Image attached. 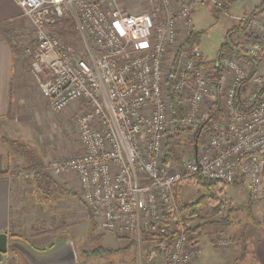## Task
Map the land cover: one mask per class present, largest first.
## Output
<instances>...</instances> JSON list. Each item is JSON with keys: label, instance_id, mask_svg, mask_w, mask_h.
I'll return each instance as SVG.
<instances>
[{"label": "built area", "instance_id": "1", "mask_svg": "<svg viewBox=\"0 0 264 264\" xmlns=\"http://www.w3.org/2000/svg\"><path fill=\"white\" fill-rule=\"evenodd\" d=\"M15 1L35 29L33 46L25 48L30 71L54 112L74 105L83 148L43 169L74 175L101 228L139 244L137 264L195 262L202 245L180 217L179 182L195 175L245 181L252 199L264 197V12L239 17L259 40L238 44L248 66L237 52L208 61L195 47L181 57L173 85L189 97L177 121L164 89L166 55L193 30L197 4L224 8L228 0H144V12L124 10L120 0ZM58 19L73 20L77 39L57 32ZM219 70L231 82L220 97L222 117L208 121L214 100L204 106L211 78L222 82ZM238 90L250 111L236 110ZM176 126L187 131L191 148H182V162L166 165V139ZM216 243L226 248L231 241L218 237Z\"/></svg>", "mask_w": 264, "mask_h": 264}, {"label": "rangeland", "instance_id": "2", "mask_svg": "<svg viewBox=\"0 0 264 264\" xmlns=\"http://www.w3.org/2000/svg\"><path fill=\"white\" fill-rule=\"evenodd\" d=\"M263 3L264 0H228L227 8H217L210 2L197 4L191 11L192 29L199 37L196 46L202 51L205 58L208 61L217 59L222 46L230 39L234 44L242 43L244 34L236 31V28L240 25L239 17L251 16L254 13L253 11L262 6ZM124 10L144 12L148 9L144 5L140 10H129L126 7ZM15 22L19 23H16L18 29L13 44L19 55L24 59H28L25 48L33 46L35 29L30 19L24 16L21 10ZM74 36L71 38L70 36L65 37V39L73 41L74 38L77 39L75 34ZM183 39V37L178 38L176 44L166 55L164 71L166 79H169L171 72L179 67L181 56L176 67L174 63L178 51L182 50V45L185 42V39ZM183 52V56L189 53ZM249 63L250 61L244 58V65L248 66ZM260 68H262L261 71H264L262 64ZM221 74L222 82L220 84H217L214 77L211 78L213 93L206 99L205 108L218 96H223L231 82L228 73L221 72ZM31 80L35 101L26 110L30 111V113L38 114V129L40 132L38 134L35 132L32 118L27 120L31 122H25V126L22 122L20 124L16 123L17 125L12 129L0 126L2 141L9 147V153L16 164V169L13 172L16 173L17 171V173H14L15 175L12 177L18 178L21 184L19 188L21 201L19 203L22 204L16 209L17 216L21 217L16 220L19 235L17 238L10 236V239L25 242L38 253L50 252L58 248L66 240L71 239L75 247L78 264H137L139 244L130 245L132 241L130 238L117 237L111 232L103 230L97 224L96 217L94 220L93 217L88 215L74 175L65 174L61 177L52 175V179H49L51 182L50 191H47V188L44 189L49 193L42 191V189H37L36 185L41 182L33 174L39 166L37 159L41 158V147L42 149L55 151L61 143L60 155L65 154V146H69L75 141L77 143V119L72 114L64 120L66 115L62 114V112H54L49 100L41 92L37 83L33 79ZM164 89H166V85ZM188 97L189 91L185 93L183 98L187 101ZM205 108L204 110H206ZM23 113L27 112L22 111L21 116L24 115ZM41 137L44 139L43 144L40 141L38 143L36 141L37 138ZM186 137H189L188 133ZM182 147L189 150L191 144L184 143ZM55 153H58V150ZM27 170H31V172L27 173ZM249 193V188L245 181H239L237 184H227L224 191L218 195V204H221L220 202L226 203L223 204L225 210L215 214L216 212H213L215 204L212 205L208 197L202 196L198 191V185L191 181H184L179 186L178 196L182 202L194 203L198 201V198L204 197L201 198L198 206L200 218H198L196 223L204 226L199 231L198 237L204 248L202 255H204L205 264H217L224 256L223 254L227 252L231 253V258L229 259L232 261H229H231L230 264H233L234 260L239 256L233 258L232 255L234 253L231 251L236 247L241 256V252L245 251L244 246L247 249V243L245 242L247 228L251 226L258 227L259 224L257 222L259 223L264 219V200H262L264 197L261 199H250ZM263 230L258 231L262 233L264 232ZM218 237L229 239L231 241L230 246L224 249L218 248L216 243V238ZM239 238H242V240ZM237 244H242L241 248L236 246ZM97 248H103V250L95 255L93 251ZM212 248L217 250H212ZM84 250L88 254H83ZM246 256L244 260H241L243 261L242 264H252ZM1 258L5 261L4 264H28L19 253L10 249ZM196 261L197 259L192 264H196Z\"/></svg>", "mask_w": 264, "mask_h": 264}, {"label": "crops", "instance_id": "3", "mask_svg": "<svg viewBox=\"0 0 264 264\" xmlns=\"http://www.w3.org/2000/svg\"><path fill=\"white\" fill-rule=\"evenodd\" d=\"M144 2V0H120L119 5L124 8L126 7L129 10H140L142 6L144 7ZM20 10L21 9L15 0H0V22L17 21ZM63 31H65V34L61 36L64 38L69 36L70 38L75 37L72 29L63 27ZM182 33L183 29L180 31L181 35ZM29 63L30 61H28V59H24L19 55V52L16 49L14 50L12 48L7 39L0 38V126L12 129L18 123L20 124L22 122L24 125L25 122H31L27 120H31L32 118L35 132L38 134L40 132L38 129V114L30 113V111L26 110L29 109L31 103L33 104L35 101L33 83L31 80L33 79V81H35V79L31 71L29 70ZM22 111H26L27 113H23L24 115L21 116ZM74 112V105L68 107L64 111V113L62 112V114L66 115L64 120L74 114ZM74 116L76 117L75 114ZM76 140L77 143L75 141V143L72 142L71 145L65 146V151H63L66 153L62 155H60V149L62 147L61 143L58 145L59 147L56 148V150H58V153H55L56 150L50 151L48 149H45L44 147V149H42L41 147V158L37 159L39 161V166L43 165V167H45L54 160L81 155L83 153V148L78 138ZM36 141L37 143L38 141H40L41 144H43L42 142L44 141V139L43 137H41L37 138ZM59 141L61 142L60 138ZM66 148L68 149L66 150ZM9 152V147L2 141V138L0 136V233L5 232L9 237L12 235L18 237L19 232L17 231L18 229L16 227V220H19V218L21 217L17 216L16 209L22 204L19 203L21 201L19 196V188L21 187V184L19 183L18 178L12 177L17 173V171L16 173L13 172L15 171L14 169H16V164L13 162V157ZM28 172H31V170H27V173ZM77 185L79 184L77 183ZM262 200H264V198ZM258 224V227L251 226L246 230L247 237L245 242L247 243V249L244 248V250L247 253L246 257L249 258L252 264H264V232L261 233L258 231L264 229V219ZM239 239L242 240V238ZM236 246H240L239 248H241L242 244H237ZM203 249L204 248L202 246L201 252L197 257L196 264H205L204 255H202ZM212 250L217 249L212 248ZM231 252L234 253L232 255L233 258L240 256V253L239 251H237L236 247ZM241 253H244V251H242ZM223 255L224 256L221 258V260L218 259L220 261L217 264H230L232 261L231 259H229L231 258V253L227 252Z\"/></svg>", "mask_w": 264, "mask_h": 264}, {"label": "trees", "instance_id": "4", "mask_svg": "<svg viewBox=\"0 0 264 264\" xmlns=\"http://www.w3.org/2000/svg\"><path fill=\"white\" fill-rule=\"evenodd\" d=\"M227 6H228V4L224 8H227ZM253 12L254 13H252L251 15H254L255 13L258 14V13L264 12V3L262 4V6H260L259 8H257ZM63 24H64V26H63ZM73 26H74V22L71 19H58V21L55 25L56 30L60 35L65 34V31H63V27H68L69 29H72ZM17 29H18V27H17L16 22H12V21L0 22V38L7 39L14 50H15V46H14L13 42H14V38L16 36ZM236 31L237 32H243L244 38L246 40L259 41L257 38L253 37L251 34H249L247 32L246 22L243 20H240V25H239V27L236 28ZM198 39H199L198 35L192 30L191 33L189 34L188 38L185 40L184 44L182 45V50L178 51V54L176 55V60L174 63L175 67L178 63L179 57L183 56V53H184L183 51L190 52L193 48L197 47L196 45L198 44ZM238 46H239L238 44L232 43V41L230 39V40H228V42H226L222 46L221 52L218 56L222 57L225 54H228V53L233 54V53L237 52V53H239L241 58H245L246 60H249L247 55L243 51L239 50ZM28 61H30V58H28ZM221 72L222 71L219 70L220 75H221ZM174 73H175V71H173L172 74H170L169 79L166 82V89H167V94H168V98L170 101L173 117L175 120L181 121L185 117L186 101L183 98V95L180 92H178L173 85V74ZM234 104H235L236 110L239 112H248L252 109V105H250L249 103H247L245 100L242 99L240 90H238L236 93ZM222 114H223V109L221 106V99H220V96H218L216 99H214V102H213L211 108L208 110V112L205 113V120L211 121V120L219 119L222 117ZM186 133H187V131L181 129V127H179V126H176L168 134L167 139H166V145H165L164 164L167 165V164L182 162V160L184 159V154L182 153V148H183L182 146L184 145V143L192 144L190 139H188L186 137ZM33 176H35L36 179L37 178L40 179V182H41V183H38V185H36L37 189H42V191H43L45 188H47L46 190L50 191V183L51 182L49 179H52V177H51L52 174L49 173L48 171H45L43 169V165L38 166V168L35 170V173L33 174ZM184 181H189V182L191 181V182H194L196 185H198V191L202 194V196L208 197L209 202L212 205L215 204L213 207V212H216L215 214H219L225 210V208L223 207L224 206L223 204H226V203L220 202L221 204H218L219 203L218 195L224 191V189L227 185L226 183L220 182V181H212V180H209L202 175H200V176L195 175V176L188 178ZM184 181L179 182L175 187V192H176L177 196H178V188ZM237 183H239V182H237ZM237 183H235V184H237ZM46 190H44V191L47 192ZM47 193H49V192H47ZM201 198H204V197L198 198L197 199L198 201H196L194 203H188V202L186 203V202H182L178 196L179 208H180V217L183 220V222L188 226L189 230L191 232L195 233L196 235L204 227L202 224L196 223L198 218H200L199 217L200 212H199L198 206L200 204ZM250 199H252V198L250 197ZM86 208H87L88 215L90 217H93V219L95 220L96 211L93 208L88 207V206H86ZM97 224L99 225L98 222H97ZM257 224H258V222H257ZM105 231H107V230H105ZM245 234H247V231L245 232ZM114 235L117 237H122L118 234H114ZM11 237L17 238L13 235ZM232 240H234V239L232 238ZM132 244H136V242L134 240H132L130 245H132ZM244 248H246V246H244ZM9 249L11 251H15V252L19 253L17 250H15L13 248H9ZM102 250H103V248H97L93 251V254L96 255L98 252H102ZM19 254L22 256L21 253H19ZM83 254H88V253H87V251L84 250ZM243 255H244V257H243ZM246 255H247V253H246V251H244V253H242L241 256L237 257L234 260L233 264H242L243 261H241V260L242 259L244 260ZM23 259L27 263V261L25 260L24 257H23Z\"/></svg>", "mask_w": 264, "mask_h": 264}, {"label": "water", "instance_id": "5", "mask_svg": "<svg viewBox=\"0 0 264 264\" xmlns=\"http://www.w3.org/2000/svg\"><path fill=\"white\" fill-rule=\"evenodd\" d=\"M9 248L21 253L28 264H78L75 247L71 239L66 240L50 252L38 253L25 242L11 240L7 233H0V254L7 253Z\"/></svg>", "mask_w": 264, "mask_h": 264}, {"label": "bare ground", "instance_id": "6", "mask_svg": "<svg viewBox=\"0 0 264 264\" xmlns=\"http://www.w3.org/2000/svg\"><path fill=\"white\" fill-rule=\"evenodd\" d=\"M256 14V13H255ZM28 58H29V56H28Z\"/></svg>", "mask_w": 264, "mask_h": 264}]
</instances>
